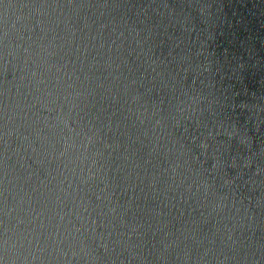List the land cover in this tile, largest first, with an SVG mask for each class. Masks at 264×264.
I'll return each instance as SVG.
<instances>
[{
  "label": "clouds",
  "instance_id": "obj_1",
  "mask_svg": "<svg viewBox=\"0 0 264 264\" xmlns=\"http://www.w3.org/2000/svg\"><path fill=\"white\" fill-rule=\"evenodd\" d=\"M0 264H264V0H0Z\"/></svg>",
  "mask_w": 264,
  "mask_h": 264
}]
</instances>
